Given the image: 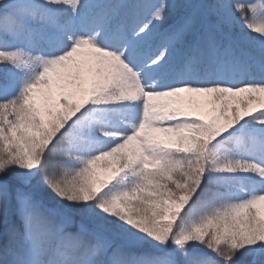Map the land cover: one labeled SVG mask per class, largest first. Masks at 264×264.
Instances as JSON below:
<instances>
[{
  "label": "snow or ice",
  "instance_id": "obj_1",
  "mask_svg": "<svg viewBox=\"0 0 264 264\" xmlns=\"http://www.w3.org/2000/svg\"><path fill=\"white\" fill-rule=\"evenodd\" d=\"M0 264H264V0H0Z\"/></svg>",
  "mask_w": 264,
  "mask_h": 264
}]
</instances>
